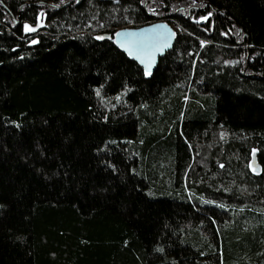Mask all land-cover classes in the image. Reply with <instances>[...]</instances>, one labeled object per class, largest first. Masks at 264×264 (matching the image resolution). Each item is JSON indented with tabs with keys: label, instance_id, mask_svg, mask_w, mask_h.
Here are the masks:
<instances>
[{
	"label": "trees",
	"instance_id": "16d2710c",
	"mask_svg": "<svg viewBox=\"0 0 264 264\" xmlns=\"http://www.w3.org/2000/svg\"><path fill=\"white\" fill-rule=\"evenodd\" d=\"M0 264H264V0H0Z\"/></svg>",
	"mask_w": 264,
	"mask_h": 264
},
{
	"label": "snow or ice",
	"instance_id": "6c2138e0",
	"mask_svg": "<svg viewBox=\"0 0 264 264\" xmlns=\"http://www.w3.org/2000/svg\"><path fill=\"white\" fill-rule=\"evenodd\" d=\"M43 15V14H41ZM24 30L26 32H35L36 28L25 24ZM165 33H157V29H149L148 33H157L156 35H149L146 33L135 32H117L115 34L116 43L124 49L129 56L137 59L143 66L146 75H151L152 68L156 62L158 53H163L164 49L171 46V40L175 37V33L167 29ZM137 37H140L137 39ZM97 39H105V37L98 36ZM35 43V41H33ZM255 155V153H253ZM223 167V165H221ZM255 171V169H253Z\"/></svg>",
	"mask_w": 264,
	"mask_h": 264
},
{
	"label": "water",
	"instance_id": "95a60500",
	"mask_svg": "<svg viewBox=\"0 0 264 264\" xmlns=\"http://www.w3.org/2000/svg\"><path fill=\"white\" fill-rule=\"evenodd\" d=\"M162 26H166L167 29H170L171 32H174V30L167 23H165V22H156V23L149 24V25H146V26H143V27H140V28L124 27V28H120L117 32H135V33H138V34L139 33H146V34H149V35H153L154 36L157 33H165L166 32L165 28L162 27ZM149 29H157V33H148V30ZM139 38L140 37H137V39H139ZM174 38L171 40V46L170 47L164 49V51H163L162 54L161 53H158L157 54V56H156V62L154 64L153 68H152L151 73H153L156 70V67H157V64H158L159 59L163 58L164 55L172 49V46H173V43H174ZM114 42H115V44L118 46V48L122 52H124L125 54H127L128 57H130L133 61H135L144 70V66L137 59L133 58L132 56H129V54L116 43V37H115V35H114Z\"/></svg>",
	"mask_w": 264,
	"mask_h": 264
}]
</instances>
